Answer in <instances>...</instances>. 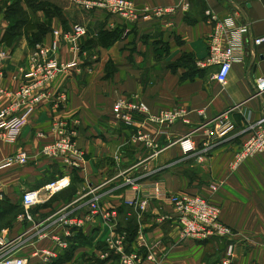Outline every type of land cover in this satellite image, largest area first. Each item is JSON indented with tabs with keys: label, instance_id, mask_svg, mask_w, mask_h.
Returning <instances> with one entry per match:
<instances>
[{
	"label": "crops",
	"instance_id": "1",
	"mask_svg": "<svg viewBox=\"0 0 264 264\" xmlns=\"http://www.w3.org/2000/svg\"><path fill=\"white\" fill-rule=\"evenodd\" d=\"M130 1L140 17L153 8H173L175 13L130 24L118 15L87 13L62 0L61 7L53 5L56 16L42 17L49 29L41 37L46 46L54 29L79 24L88 35L81 42L77 68L60 75L48 88L49 97L28 116L13 141L0 137V163L20 151L28 157L24 166L0 170V237L6 249L13 247L12 254L27 264H113L101 249L113 250L133 216L136 236L130 250L139 249L145 257L142 264H153L149 255L158 264H219L223 240L183 241L173 221L157 222L156 215L170 213V207L154 201L140 213L125 206L134 191L124 183L134 179L139 190L158 181L170 193L208 199L220 208L222 222L234 232L233 264H264V154L244 161L236 170L230 168L246 139L242 130L264 116V95L258 96L255 90L256 80L264 79V0ZM206 10L221 18L231 16L250 29L234 42L236 58L224 86L213 79L216 68L197 66L207 57L211 26ZM4 33L5 27L0 30V51ZM257 39L262 40L255 45ZM17 43L4 67L11 74L24 65L32 49L26 38ZM58 58L72 60L68 46L61 48ZM18 84L10 74L0 78V88L15 90ZM60 95L66 103L57 107ZM121 97L143 102L152 115L183 109L188 124L159 125L135 116L132 126H127L112 113ZM5 104L7 100L0 98V109ZM61 120L76 122L75 143L84 159L72 173L70 185L49 196L44 187L59 179L66 168L60 160L44 158L41 151L53 139L52 124ZM234 130L240 133L233 135ZM188 134L198 149L204 143L211 145L206 158L183 155L174 144ZM37 190L42 201L23 209L22 195ZM95 195L102 210H117V218L108 222L98 217L82 229L71 230L62 236L67 249L58 250L48 235L61 231L53 228L55 213L66 209L81 216ZM206 246L222 251L217 262L204 261ZM44 252L57 255L48 258Z\"/></svg>",
	"mask_w": 264,
	"mask_h": 264
},
{
	"label": "built area",
	"instance_id": "2",
	"mask_svg": "<svg viewBox=\"0 0 264 264\" xmlns=\"http://www.w3.org/2000/svg\"><path fill=\"white\" fill-rule=\"evenodd\" d=\"M71 4L84 12L102 11L108 14L118 15L125 22L135 24L140 18L161 17L175 13L173 8H153L146 11L143 17L136 12L135 6L130 0H68ZM183 7L188 8L185 3ZM204 15L211 26V32L207 38V57L197 64L201 70L216 68L213 79L221 86L227 82L231 66L236 54L234 42L249 34V26L245 23H237L233 17H219L212 11L206 10ZM51 42L45 45L42 42L36 44L28 52L24 65L17 68L14 74L8 73L4 67L10 61L8 51H0V78L4 79L10 74L11 80L18 82L15 90L0 88V98L6 99L7 104L0 109V137L13 141L22 127L27 123L28 116L49 97L47 90L60 75L72 71L78 66V56L81 42L87 37V29L75 24L66 29H54L50 33ZM262 39L254 41L258 45ZM63 46H68L72 55L70 61H60L58 54ZM255 90L258 96L264 95V79H257ZM64 95L57 97V107L64 105ZM112 113L115 119L127 126H132L135 116H142L150 123L159 125H172L178 121L188 124L187 113L183 109L163 111L152 115L149 108L141 101H132L126 98H118L113 105ZM225 119H222L224 121ZM76 122L57 121L52 124V141L42 148V156L49 160H60L66 168L62 176L44 187V192L52 196L66 189L71 183L72 173L81 168L84 159L83 152L75 143ZM245 141L235 153L230 165L231 170H236L244 161L258 154H264V116L257 121L248 122L243 132ZM141 136L140 139H143ZM174 144L178 145L183 155H194L197 159L206 158L211 150L209 143H204L198 149L189 134L178 139ZM160 151V150H159ZM28 161L25 152L20 151L12 157L0 163V170L14 165L24 166ZM125 185L132 187L134 196L125 201V206L135 211L145 213L149 205L155 202L170 207V213L158 214L157 222L164 224L173 221L178 228L180 240L210 241L223 240L225 242L224 253L219 264H233L235 258L234 232L221 220L220 208L208 199L199 195L182 193H170L163 183L155 182L152 186L139 190L134 179L125 180ZM42 201L41 191H27L22 195L21 205L28 210ZM103 221H113L117 218V210L110 208L102 210L100 197L95 195L88 202V211L81 216L74 215L73 211L62 209L55 213L53 228L61 229L60 234L49 232L51 241L58 250L68 247L67 241L62 236H68L71 230L82 229L96 218ZM0 237V264H27L26 259L12 254L13 247L8 251ZM119 253L116 264H142L145 257L139 249H131L125 252L124 236H119L113 248ZM11 252V253H10ZM48 258H54L56 252H44ZM158 264V260L152 256L147 257Z\"/></svg>",
	"mask_w": 264,
	"mask_h": 264
},
{
	"label": "rangeland",
	"instance_id": "3",
	"mask_svg": "<svg viewBox=\"0 0 264 264\" xmlns=\"http://www.w3.org/2000/svg\"><path fill=\"white\" fill-rule=\"evenodd\" d=\"M53 5L54 7H61L63 2L62 0H58L57 3L54 4L53 1L50 0H0V30L5 27V31H10V33L15 35L13 39H7L8 45L4 43L3 51L9 52L13 50V48L18 44L16 41L21 38L28 39V46L31 47L29 42L33 40L34 37L36 38L39 35L36 31V28H40L39 25L44 26V23L41 22V20L46 17H51L52 15L56 16L58 14L56 8H54ZM49 7H53V12L49 10ZM39 10H42L40 14L37 13ZM37 15L41 16L39 17ZM244 130L245 128L242 130L243 135H245L243 133ZM239 131L240 130H234L231 133L236 135V133ZM244 141L245 139L242 141V143ZM240 147L241 145L239 148ZM101 250L105 256L111 257L113 259V264L117 263L120 254L117 253L116 250H111L110 248L106 247H102ZM221 252L222 251L219 248L215 249L206 246V252L203 259L204 261L206 260V262L210 263L217 262V260L220 258L219 256L221 255ZM96 262H98V259H96Z\"/></svg>",
	"mask_w": 264,
	"mask_h": 264
},
{
	"label": "trees",
	"instance_id": "4",
	"mask_svg": "<svg viewBox=\"0 0 264 264\" xmlns=\"http://www.w3.org/2000/svg\"><path fill=\"white\" fill-rule=\"evenodd\" d=\"M40 28H36L37 30V33L39 34L36 38L34 37L33 40H31L29 43L31 45V47H33L34 45L36 44H39L41 43V37L42 35L48 31L49 29L45 27V25H39ZM15 35H13L12 33H10V31H5L3 37H2V43L4 44H7L8 45V42H7V39H13ZM20 40V39H19ZM18 40V41H19ZM16 41V42H18ZM72 179V178H71ZM123 212V211H122ZM123 230L125 231V236H124V244H125V252L126 251H129L130 252V244L133 242L134 238H135V234H136V230H135V227L133 225V216H131V218L129 217L128 220L126 221L125 223V228H123ZM122 231L121 229L119 230V232H124ZM211 241V240H210ZM222 241V240H220ZM204 242H207V241H203ZM224 242V241H223ZM225 246V245H224ZM128 253V252H127Z\"/></svg>",
	"mask_w": 264,
	"mask_h": 264
}]
</instances>
